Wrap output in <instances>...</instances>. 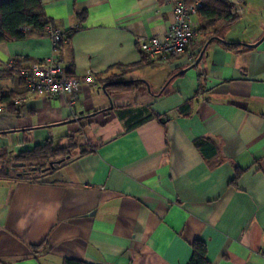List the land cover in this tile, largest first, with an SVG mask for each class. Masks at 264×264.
Listing matches in <instances>:
<instances>
[{
    "label": "crops",
    "instance_id": "0c3cea01",
    "mask_svg": "<svg viewBox=\"0 0 264 264\" xmlns=\"http://www.w3.org/2000/svg\"><path fill=\"white\" fill-rule=\"evenodd\" d=\"M226 1L241 9L231 24L215 33L199 13L183 53L126 71L141 84L108 97L99 80L141 61L137 38L164 40L175 0H41L61 31L85 15L59 56L97 80L71 106L27 96L19 76L52 54L49 37L0 43V94L22 99L0 111V152L70 136L86 150L0 179V264H187L195 240L209 264H264V0Z\"/></svg>",
    "mask_w": 264,
    "mask_h": 264
},
{
    "label": "trees",
    "instance_id": "16d2710c",
    "mask_svg": "<svg viewBox=\"0 0 264 264\" xmlns=\"http://www.w3.org/2000/svg\"><path fill=\"white\" fill-rule=\"evenodd\" d=\"M202 3L203 7L199 13L218 21L214 27L215 33H218L219 29L231 24L235 20V16L232 14L234 6L226 0H202ZM84 17V13L77 14V23L74 27L66 31L60 30L62 41L58 44V52H60L62 47L68 42L71 35L80 28ZM48 26L56 28L52 22L45 17L41 6V0H8L0 3V43L20 41L30 34L44 35L48 37L46 31ZM222 47L225 50L234 51L239 48V45L235 43H223ZM141 54V61L139 63L129 66L115 65L110 69H114L118 74H110L103 80H99L101 87L106 85L104 88L106 96L110 97L114 93H124L138 88L141 84L140 82L121 81L119 78L126 71L140 68L147 63H154L149 60L145 54ZM12 69H15V66H13ZM67 74L70 76L68 72ZM118 81H121V83H118ZM14 97L15 96L12 93L0 94V107H4L10 112H16L15 105L12 103ZM187 108L188 105L185 104L181 110L185 111ZM74 139L75 137L73 136L67 138L66 141H68L69 144L67 147H63L60 144L53 143L51 140H47L43 144L35 146L30 151L21 152L10 159L11 166L8 168L9 173L21 177L25 175H40L48 173L54 169L55 159L57 157L66 158L75 148H79L82 154L86 153L84 148L85 144L76 145ZM195 146L200 152L205 153L202 145L198 141L195 142ZM0 155L6 156L7 154L0 152ZM32 168H35V170H31ZM16 169H20V171L13 173ZM6 170H3L5 177H7L8 174ZM191 248L192 254L187 264H209L206 259V246L204 243L195 240L191 244ZM64 263L85 264L73 260H65Z\"/></svg>",
    "mask_w": 264,
    "mask_h": 264
},
{
    "label": "built area",
    "instance_id": "2783aa9c",
    "mask_svg": "<svg viewBox=\"0 0 264 264\" xmlns=\"http://www.w3.org/2000/svg\"><path fill=\"white\" fill-rule=\"evenodd\" d=\"M202 0H175L172 8L171 22L164 35V40L156 37L149 39L137 38L136 48L145 54L153 62H166L183 53L195 32L191 29L192 18L197 16L202 9ZM241 13V9H235L232 14ZM25 30V29H24ZM52 45V54L34 62L29 67L19 71L20 79L24 84L27 96H47L66 100L71 106L80 92H88L96 79L88 73L82 79L69 76L66 67L61 63L58 44L62 41L61 31L48 26L46 28ZM20 98L12 100L13 105H19ZM4 107H0L2 111ZM264 255V254H263Z\"/></svg>",
    "mask_w": 264,
    "mask_h": 264
},
{
    "label": "rangeland",
    "instance_id": "374dc122",
    "mask_svg": "<svg viewBox=\"0 0 264 264\" xmlns=\"http://www.w3.org/2000/svg\"><path fill=\"white\" fill-rule=\"evenodd\" d=\"M75 143L76 145L77 144H84V141L82 142V138H76L75 137ZM69 144H68V141L65 142V144L61 145L63 147H67ZM84 148H85V145H84ZM61 157H57L55 160H58L60 159ZM54 160V159H53ZM54 160V161H55ZM11 166V160L9 158H7V156H4V155H0V179L4 178V171L3 170H6L7 171V177L9 176H12V177H15L14 174L12 173H9V170L8 168ZM20 171V169H16L13 173H16ZM36 176L38 175H25V176H22V177H25L26 179L29 178L30 180L33 179V178H36Z\"/></svg>",
    "mask_w": 264,
    "mask_h": 264
},
{
    "label": "water",
    "instance_id": "95a60500",
    "mask_svg": "<svg viewBox=\"0 0 264 264\" xmlns=\"http://www.w3.org/2000/svg\"><path fill=\"white\" fill-rule=\"evenodd\" d=\"M118 83H121V81H118ZM122 83H123V82H122ZM105 86H106V85L102 86L101 89L104 90ZM60 162H61V160H59V161H55V164L60 163ZM31 170L34 171L35 168H32Z\"/></svg>",
    "mask_w": 264,
    "mask_h": 264
}]
</instances>
